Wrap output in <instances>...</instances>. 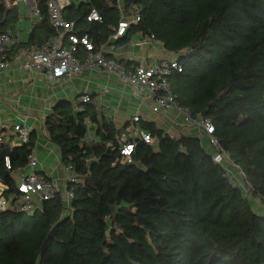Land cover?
Listing matches in <instances>:
<instances>
[{
  "label": "trees",
  "instance_id": "trees-1",
  "mask_svg": "<svg viewBox=\"0 0 264 264\" xmlns=\"http://www.w3.org/2000/svg\"><path fill=\"white\" fill-rule=\"evenodd\" d=\"M48 1L39 0L41 19L19 47L42 46L55 34ZM119 5L82 1L64 16L96 50L122 18L139 17L114 44L140 35L178 57L182 71L169 76L177 104L212 122L250 191L230 180L204 138L172 136L143 118L119 127L93 103L79 111L62 99L44 128L80 182L23 211L17 175L36 135L24 145L0 142V199L9 203L0 208V264H264V215L256 210L257 199L264 204V0H129L125 12ZM94 10L101 21L88 22ZM19 19L0 0V34L14 32ZM87 54L78 47L82 61ZM132 126L156 143L129 136ZM129 142L136 146L126 161L121 148Z\"/></svg>",
  "mask_w": 264,
  "mask_h": 264
},
{
  "label": "built area",
  "instance_id": "built-area-1",
  "mask_svg": "<svg viewBox=\"0 0 264 264\" xmlns=\"http://www.w3.org/2000/svg\"><path fill=\"white\" fill-rule=\"evenodd\" d=\"M24 1L34 16L41 19L39 0ZM122 1L129 0H118L119 3ZM17 2V0H5L8 8H16ZM70 5V0H49L47 2L49 19L55 34L42 46L31 49L19 47L24 40L18 31L0 34V74L12 68L14 62H16V70L28 73L41 72L49 80L75 78L83 68L113 74L123 84L131 86L142 101L151 98V111L156 116H167L169 112L175 111L177 113L175 122L187 128L191 135L204 138L208 146L215 149L213 155L215 162L226 169L227 175L233 183L242 186L240 178L245 181V174L234 164L230 154L220 146L219 141L213 136L214 126L212 122L204 118H194L188 109L177 104L176 95L169 82V76L174 71H182V67L178 63V57L172 54L167 60L149 65L140 64L129 71L123 63L110 58V54L116 52L114 41L127 33L132 21L136 23L140 18L134 16L131 22L122 18L117 33L110 39L111 41L96 50L94 41L89 37L79 36L76 30V22L68 20L64 16V10ZM119 8L121 12H125L121 5H119ZM87 20L88 22L101 21V16L98 11L94 10ZM78 47L83 48L88 53L84 61L77 55ZM88 103H93L89 94H82L75 100L76 108L79 111H83L84 105ZM140 119L141 116L135 114L132 116L131 121L137 123ZM30 135L31 129L25 124H14L11 127L0 124V142L11 140L10 143L14 141L12 145H15V141L19 140L22 142L20 145H24L30 140ZM129 136L132 138L138 137L150 145L156 143V139L149 132L140 130L135 126L130 128ZM92 138L93 135L90 134L88 139ZM126 138L123 139L124 142L127 141ZM135 146L136 143L132 142L125 143L122 146L121 154L126 161L131 160ZM38 163L33 152L29 157L26 168L19 174L17 181L18 190L22 193L20 209L30 213H33L42 202L53 198L59 191V186L54 181L36 171ZM7 166L10 169V165L7 164ZM30 169L32 172L27 174ZM63 174L65 180L63 181L66 186L76 185L80 182L72 166L64 167ZM249 191L250 188L248 187L247 192L249 193ZM72 198L73 190H67L66 200L69 201ZM257 201L261 202L259 199ZM8 206V201L0 199V208L5 209Z\"/></svg>",
  "mask_w": 264,
  "mask_h": 264
},
{
  "label": "crops",
  "instance_id": "crops-1",
  "mask_svg": "<svg viewBox=\"0 0 264 264\" xmlns=\"http://www.w3.org/2000/svg\"><path fill=\"white\" fill-rule=\"evenodd\" d=\"M72 4L74 3L71 2ZM120 4L122 5V2ZM31 13L33 22L29 21L27 14H22L15 30L24 41L29 40L31 32L40 21L33 12ZM171 56L161 43L140 35L132 36L128 44L116 47V52L110 54V58L119 62L131 61L134 65L154 64ZM15 67L16 62L7 72L0 74V124L9 127L25 124L31 129V134L36 135L34 154L39 162L38 173L54 181L59 190L66 189L63 181L64 166L59 150L48 140L44 123L52 107L62 99L75 103L80 95L90 94L95 96L93 104L98 110L119 127L130 121L133 115L139 114L141 118L157 123L159 128L172 136L190 134L187 128L175 122V111L169 112L167 116H156L151 111V98L142 101L131 86L123 84L113 74L83 68L75 78L49 80L41 72H20ZM132 68L128 67V70L131 71ZM259 211L264 212V204L260 206Z\"/></svg>",
  "mask_w": 264,
  "mask_h": 264
},
{
  "label": "rangeland",
  "instance_id": "rangeland-1",
  "mask_svg": "<svg viewBox=\"0 0 264 264\" xmlns=\"http://www.w3.org/2000/svg\"><path fill=\"white\" fill-rule=\"evenodd\" d=\"M18 2H17V5L15 6L17 9H18V11L20 12V17L22 16V14H27L29 17L31 16V10L27 7V5H26V2L24 1V0H17ZM72 3H74V4H76L77 6L79 5V3H81L82 1H84V0H70ZM29 19V21H31V22H33L32 21V17H30V18H28ZM19 21H20V19H19ZM68 100V99H67ZM15 144H17V145H20V144H22V142L21 141H19V140H16L15 141ZM206 147L209 149V151L210 152H215V149L212 147H209V146H207L206 145ZM36 171L38 172V170L36 169ZM32 172V170L30 169V170H28L27 171V174H29V173H31ZM63 178H64V174H63ZM18 181V180H17ZM65 181V180H64ZM240 182L242 183L241 185H242V187H243V189H245L246 191L248 190V187H247V183L243 180V179H241L240 178ZM239 183V182H238ZM64 184H65V182H64ZM240 184V183H239ZM2 188H3V185L0 183V191L2 190ZM66 191V190H65ZM263 204H262V202H259V201H256V210L258 211V212H260V214H262V215H264V212H261V211H259V208H260V206H262Z\"/></svg>",
  "mask_w": 264,
  "mask_h": 264
},
{
  "label": "water",
  "instance_id": "water-1",
  "mask_svg": "<svg viewBox=\"0 0 264 264\" xmlns=\"http://www.w3.org/2000/svg\"><path fill=\"white\" fill-rule=\"evenodd\" d=\"M68 8V7H67Z\"/></svg>",
  "mask_w": 264,
  "mask_h": 264
}]
</instances>
